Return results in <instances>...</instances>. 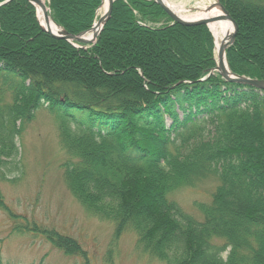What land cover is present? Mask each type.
I'll use <instances>...</instances> for the list:
<instances>
[{"label": "trees", "instance_id": "16d2710c", "mask_svg": "<svg viewBox=\"0 0 264 264\" xmlns=\"http://www.w3.org/2000/svg\"><path fill=\"white\" fill-rule=\"evenodd\" d=\"M219 1L238 25L230 71L264 81V0ZM101 4L46 0L72 35L93 27ZM216 68L208 27L176 24L151 0H116L87 45L45 33L26 0L0 6V183L20 171L18 140L47 110L68 156L66 185L115 225V239L136 233V249L164 264H264V91ZM212 176L201 219L170 199ZM14 230L87 254L55 230Z\"/></svg>", "mask_w": 264, "mask_h": 264}, {"label": "rangeland", "instance_id": "374dc122", "mask_svg": "<svg viewBox=\"0 0 264 264\" xmlns=\"http://www.w3.org/2000/svg\"><path fill=\"white\" fill-rule=\"evenodd\" d=\"M217 1L167 0L176 9H187L184 15L188 17ZM18 146L20 171L10 176L11 182L0 183L5 203L0 205L3 264H88L86 258L90 264H164L136 249V233L128 231L115 239V225L88 214L73 196L62 167L68 156L60 147L57 125L47 110L38 112L24 129ZM217 186L216 177H207L193 187L172 193L170 199L201 219L197 206L209 203ZM12 214L20 218L13 219ZM16 225L55 230L76 240L87 254L66 255L39 234H18L14 230Z\"/></svg>", "mask_w": 264, "mask_h": 264}, {"label": "water", "instance_id": "95a60500", "mask_svg": "<svg viewBox=\"0 0 264 264\" xmlns=\"http://www.w3.org/2000/svg\"><path fill=\"white\" fill-rule=\"evenodd\" d=\"M11 1L12 0H7L6 2L3 3V5L8 4ZM26 1L30 2L35 7L40 6L41 9L45 13V21L48 23L51 20L54 23V25H56V27H58V29H59V31L55 34L52 31H50L46 28H43V26H42V30L45 33H47L48 35H50L51 37L56 38V39H63V40H66L68 42H75V43L82 44V45L92 44L97 40V38L99 37V35L103 31L106 23L108 22V20L110 19L111 15H112L113 5L115 3V0H108L109 1L108 10L100 18L98 23L93 25L91 30H89L87 32H83L79 35H72V34L66 32L65 30H63L59 25H57L51 19V17L49 16L47 7L40 0H26ZM153 1L156 4H158L166 12V14L174 21V23L182 25V26L194 27V26L204 25V26H207L208 28H210L209 26L211 24H217L224 19L229 20L234 26V31H233L232 35L229 37V39L226 40L224 43H222L220 49L217 50V68L214 71L220 73L222 75V77L227 81L252 86L258 90L264 91V81L253 80V79H250L247 77L237 76L230 71V68H229V71H227L225 69V65H224L225 60H226L227 65L229 67V64L227 61L226 51L229 48V46L234 43V41L236 39V35L238 32V25L233 20V18L228 13V11L222 6V4L219 1L217 3V6L223 12V14H224L223 16H221V17H205V18L197 20V21H184L181 18H179L171 9H169V7H167V5H165V3L162 0H153ZM90 33H93V36L91 38L88 37V35Z\"/></svg>", "mask_w": 264, "mask_h": 264}, {"label": "bare ground", "instance_id": "6f19581e", "mask_svg": "<svg viewBox=\"0 0 264 264\" xmlns=\"http://www.w3.org/2000/svg\"><path fill=\"white\" fill-rule=\"evenodd\" d=\"M40 1L43 4H45V0H40ZM162 1L165 3V5H167V7H169V9H171L179 18H181L184 21H197L205 17H221L224 15L221 9L217 6L216 2L211 3V5L207 9L202 10L201 12L195 14L194 16L188 17L184 15L185 13H187V9L182 8L181 10H179L176 9L175 6L169 4L167 0H162ZM108 7H109V1L103 0V6L99 11L100 13L97 23L100 20V18L106 13ZM37 9H38L39 20L43 28H46L56 34L59 31L58 27H56V25H54V23L51 20L48 23L45 21V13L40 6H37ZM209 27L215 37L217 50L220 49L222 43H224L226 40L229 39V37L232 35L234 31L233 24L227 19H224L217 24H211ZM92 36L93 33H90L88 35L89 38H91ZM224 65H225V69L229 71V67L227 65L226 60L224 61Z\"/></svg>", "mask_w": 264, "mask_h": 264}]
</instances>
